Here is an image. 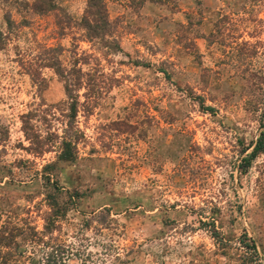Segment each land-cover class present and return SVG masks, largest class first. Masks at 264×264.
Here are the masks:
<instances>
[{
    "label": "rangeland",
    "instance_id": "obj_1",
    "mask_svg": "<svg viewBox=\"0 0 264 264\" xmlns=\"http://www.w3.org/2000/svg\"><path fill=\"white\" fill-rule=\"evenodd\" d=\"M9 1L0 264H36L48 239L68 264H264V146L241 161L263 129L264 0H104V43L86 37L85 0L42 15ZM76 59L99 89L70 95L69 126L62 79L44 64Z\"/></svg>",
    "mask_w": 264,
    "mask_h": 264
},
{
    "label": "trees",
    "instance_id": "obj_2",
    "mask_svg": "<svg viewBox=\"0 0 264 264\" xmlns=\"http://www.w3.org/2000/svg\"><path fill=\"white\" fill-rule=\"evenodd\" d=\"M8 1L9 0H0V2ZM85 3V10L83 16L81 17V22L86 32V37L89 40L96 39L104 43L102 41L104 39L103 37H106L108 35V31L106 30L107 13L104 5V0H85ZM23 7H27L33 15L51 14L58 10L53 0H32L29 3H23ZM7 23H9V20H7ZM89 24H92V27ZM105 44L111 45L110 43ZM77 63L78 61L76 59L71 65V67L67 70L61 69L60 66L55 67L52 62H46L44 64V67L51 68L56 73V75H58V77L62 79L64 91L66 92V96L70 101L68 104L70 114L67 117L69 126L71 122H73V119L75 118L76 114V107L74 102L75 100L73 101L70 95L76 92L77 88H85L86 92H88L90 95H93L92 98H94V96L98 94L97 92L99 89V86L97 87V81L95 80L96 78L94 77L96 76L95 72L82 74L80 69L76 68ZM84 74L86 78L82 81L81 76H84ZM115 81L116 80H113L112 82L114 83ZM81 85H83V87ZM80 106L82 108V113L84 111H90V107L88 106V100H85V102ZM259 121L260 128L263 129L259 132V135L256 138L255 144L251 152L247 154L244 158H242L241 161L244 164V167H247L251 160L254 159L255 156L260 153L263 149L264 108L260 114ZM75 139L77 138H75L74 135L71 140H69L68 138H64L60 141L61 151L58 155V159L60 161H70L72 159V152H70V150H72L73 148H70V142L75 141ZM53 225L54 224L49 221L45 223L43 231L44 236L50 235L55 230ZM52 241L54 240L48 239L47 242H41V246L44 247L45 250L41 251V256L38 258L36 264H68L69 259L67 255H70L69 250L65 249L60 245H50V243H53Z\"/></svg>",
    "mask_w": 264,
    "mask_h": 264
}]
</instances>
